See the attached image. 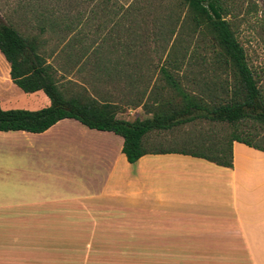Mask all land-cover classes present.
Here are the masks:
<instances>
[{
  "label": "crops",
  "instance_id": "obj_1",
  "mask_svg": "<svg viewBox=\"0 0 264 264\" xmlns=\"http://www.w3.org/2000/svg\"><path fill=\"white\" fill-rule=\"evenodd\" d=\"M79 26L58 49L41 44L46 62L68 87L85 68L114 81L115 48ZM9 71L0 52L1 107L26 102L13 94L49 104ZM122 145L69 117L0 130V264H264V151L233 141L230 167L175 151L130 163Z\"/></svg>",
  "mask_w": 264,
  "mask_h": 264
},
{
  "label": "trees",
  "instance_id": "obj_2",
  "mask_svg": "<svg viewBox=\"0 0 264 264\" xmlns=\"http://www.w3.org/2000/svg\"><path fill=\"white\" fill-rule=\"evenodd\" d=\"M175 5L183 11L177 19L179 28L187 26L208 34L216 48L215 60L230 70L232 83L225 89V96L207 100L188 90L179 78L177 65L169 62L159 67L157 79L143 80L142 87L131 90L132 104H141L150 116L133 120L120 118L116 101L88 96L84 90L72 95L64 92L55 77V69L40 51L38 35H24L12 23L0 18V52L9 63L11 80L24 92L42 90L49 99L48 105L38 109L0 105V130L42 132L59 119L74 118L87 127L121 135L122 152L130 163L147 152L175 151L230 167L233 141L264 151V134L246 123L257 122L264 128V95L230 19L234 0H177ZM37 20L40 32L46 25H57L50 15H40ZM79 25L80 17L75 16L63 28L71 32ZM123 71L127 73L119 70ZM130 84L131 88L135 85ZM197 118L226 122L230 129L215 139L199 134L184 141L180 148L147 147L151 132L169 130Z\"/></svg>",
  "mask_w": 264,
  "mask_h": 264
},
{
  "label": "rangeland",
  "instance_id": "obj_3",
  "mask_svg": "<svg viewBox=\"0 0 264 264\" xmlns=\"http://www.w3.org/2000/svg\"><path fill=\"white\" fill-rule=\"evenodd\" d=\"M176 2L177 0H0V18L12 23L24 35H38L37 18L40 15H50L57 25H46L45 31L38 35L39 42L47 52L60 48L66 38H69V28L63 27L69 23V18L75 16L80 17L79 28L90 32L92 37L103 34L104 44L109 48L113 45L116 52L112 55L120 57L125 65L121 69L126 70V74L123 71L114 81H104L85 68L75 75L76 79L84 83L69 80V87L63 77H59L57 73L55 77L63 86V91L69 95L84 90L88 96L101 100L104 92L111 94L110 100L118 102L117 115L133 120L150 116V113L141 104H132L134 93L131 90L142 87L143 80L157 79L159 67L169 62L177 65L183 86L207 100L225 96V89L232 83L230 70L215 60L216 48L211 37L187 26L179 28L177 19L182 16L183 11L175 5ZM234 4L230 19L264 95V0H234ZM64 46L63 49L68 43ZM130 83L135 85L131 88ZM12 96L26 102H16L9 108L43 107L38 96ZM246 123L264 134V128L257 122ZM229 129L226 122L197 118L169 130L151 132L146 145L149 148H180L184 141L199 134H208L215 139L227 134Z\"/></svg>",
  "mask_w": 264,
  "mask_h": 264
}]
</instances>
